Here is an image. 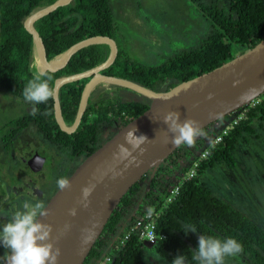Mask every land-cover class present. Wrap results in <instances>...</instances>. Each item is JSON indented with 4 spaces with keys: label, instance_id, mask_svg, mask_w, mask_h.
I'll list each match as a JSON object with an SVG mask.
<instances>
[{
    "label": "trees",
    "instance_id": "1",
    "mask_svg": "<svg viewBox=\"0 0 264 264\" xmlns=\"http://www.w3.org/2000/svg\"><path fill=\"white\" fill-rule=\"evenodd\" d=\"M56 1L0 0V87L22 100V91L35 73L51 76L49 83L54 88L59 77L89 71L104 63L111 52L108 43L105 44L109 48L104 46V42H96L79 50L66 70L59 73L42 71L33 35L26 29L24 22L35 11ZM191 1L210 22L211 28L206 36L157 65L132 60L120 46L115 62L103 72L130 79L151 89L167 90L222 65L264 39V0ZM34 27L43 38L51 61L58 60L69 47L84 37H115L116 32L110 0H73L69 5L59 6L37 20ZM89 78L73 80L60 87L62 114L69 125L76 117ZM101 97L90 98L79 128L73 134L61 130L57 123L54 99L46 104L35 105L38 109L35 114H32L34 105L28 103L31 111L11 120L2 129V145L12 151L21 130L32 125L44 139L71 160L86 157L110 139L120 127L147 110L151 102L146 96L142 100L124 97L111 100L103 94ZM255 101L256 104L249 103L232 113L234 116L245 113L246 117L212 147L208 156L199 162L191 178L182 179L180 192L172 202H166V197L175 180L173 176L186 174L198 161L191 148L181 146L169 155L152 177L147 192V183L141 185L140 182L146 181L148 176L130 188L111 215L84 264H101L98 259L103 258L104 253L112 257L109 264H144L146 247L152 248L169 264L177 256H185L186 264H198L192 260V255L198 248L201 234L222 240L232 237L243 245V252L235 257H226L225 264H264V223L253 220L239 206L224 200L204 179V174L211 167L235 166L234 151L238 145L249 143L252 137H260L257 128L264 127V94ZM228 116L220 121L221 127L230 121ZM203 146H206V142H203ZM182 155H186V165L178 173L180 163L175 161L171 165L167 159H174V156L177 159ZM75 168L59 172L56 180L61 176L68 178ZM139 198H143L142 204L146 202L150 210L160 212L156 220V233L159 236L164 234L166 238L148 244L135 233L124 245L112 244V235L120 232V223L131 216ZM144 210L140 208L139 212ZM189 224L195 225L197 232L185 235L184 229Z\"/></svg>",
    "mask_w": 264,
    "mask_h": 264
},
{
    "label": "water",
    "instance_id": "2",
    "mask_svg": "<svg viewBox=\"0 0 264 264\" xmlns=\"http://www.w3.org/2000/svg\"><path fill=\"white\" fill-rule=\"evenodd\" d=\"M72 1L57 0L35 11L24 22L26 29L33 35L42 71L59 73L66 70L75 54L90 44L104 42L112 47L104 63L93 67L90 71L64 75L55 81L54 110L61 130L67 134L77 131L92 91L99 84L133 90L148 97L151 102L149 108L141 115L120 127L102 146L84 157L68 177L71 187L62 191L57 189L46 203L50 215L39 219L52 226L51 242L61 250L58 264H84L122 197L144 176H148L145 190L147 192L158 168L178 148L171 143L173 133L168 131V126L163 122L168 112H178L181 123L186 119L197 121L204 133L208 134L210 131L222 128L220 121L223 118L236 113L241 107L264 94V39L222 65L167 90L151 89L130 79L104 73L103 71L115 62L120 50L118 41L111 36L84 37L69 47L58 60L51 61L44 40L34 27V23L59 6H67ZM87 76L90 79L84 86L76 117L73 123L68 125L62 114L60 87ZM168 95L171 99L159 98ZM210 114H214L212 118ZM134 128L136 136L143 135L149 141L141 145L145 149L142 154L139 149L132 153L136 160L130 163L131 157L124 160L117 158V145L125 143V133ZM208 136L210 139L207 143H210L215 135ZM206 137L205 135L198 139ZM125 146L130 147L126 144ZM45 161L46 157L36 152L27 160V164L32 171L39 172L43 169ZM140 184L144 185V181ZM89 185H95V188L89 197L88 207L85 208L80 203L81 190ZM142 200L143 198L138 200L131 216L128 217L129 221L137 216ZM72 208L77 210L76 216L69 215V210ZM65 225H68L66 230ZM123 228L124 225L121 229ZM84 229L89 231L85 232ZM86 238L87 242H85Z\"/></svg>",
    "mask_w": 264,
    "mask_h": 264
},
{
    "label": "rangeland",
    "instance_id": "3",
    "mask_svg": "<svg viewBox=\"0 0 264 264\" xmlns=\"http://www.w3.org/2000/svg\"><path fill=\"white\" fill-rule=\"evenodd\" d=\"M110 3L116 25L114 38L132 60L144 64L163 63L168 56L193 46L211 28L210 22L191 0H110ZM104 46L109 48L107 44ZM105 87L100 85L95 88L91 98L101 97L100 89ZM110 87L109 94L103 93L108 99L120 97L110 93L112 89L126 99H144L133 90ZM30 111L28 103L0 87V230L23 201H42L46 204L57 189L56 175L73 165V161L44 139L34 126L20 134L12 152L3 147L2 129L11 120ZM233 117L234 114H230L227 119L232 120ZM258 131L261 132L259 138L252 137L249 143L238 145L234 151L235 166L211 167L204 174V179L212 183V188L216 187L215 193L224 200L239 206L253 220L264 223V129L259 128ZM36 151L46 157L39 172L32 171L26 162ZM184 164L177 167L179 172ZM173 178L179 181L182 176ZM213 180L216 182L214 187ZM7 251L0 243V264ZM144 262L169 264L147 247Z\"/></svg>",
    "mask_w": 264,
    "mask_h": 264
},
{
    "label": "clouds",
    "instance_id": "4",
    "mask_svg": "<svg viewBox=\"0 0 264 264\" xmlns=\"http://www.w3.org/2000/svg\"><path fill=\"white\" fill-rule=\"evenodd\" d=\"M51 79V76L35 73L33 78L25 85L22 96L26 103L34 105L32 114L38 111L35 105L46 104L50 99H54L55 89L49 83ZM159 98L167 100L171 99V96ZM213 115L210 114V118ZM163 122L168 126V131L173 133L171 143L175 147L184 145L193 147L198 137L206 135L197 121L186 119L181 123L178 112H168L164 116ZM135 131V128L127 131L124 136L125 143L117 145L118 152L116 155L118 159L124 160L131 157L130 163H132L136 160L132 156L133 152L139 149L142 154L145 151L141 145L149 140L143 135L136 136ZM125 144L130 147H126ZM55 183L60 191L71 187L70 180L65 176L59 177ZM94 188L95 185H89L81 190L80 203L85 208L88 207L89 197ZM49 215L50 212L42 201L30 202L25 200L20 208L12 212L11 218L0 230V243L8 250L3 256L5 264H58L61 250L51 242L52 226L39 219L40 217L46 218ZM69 215L76 216L77 210L75 208L70 209ZM131 221L126 218L120 223V226L122 227L124 222L129 224ZM67 228L68 225H65V230ZM83 231L88 232L89 230L84 229ZM122 232L120 228L118 234L121 235ZM188 232H197L196 226L187 225L184 229L185 235ZM85 242H87V238ZM243 250V245L235 238L228 237L222 240L201 234L198 240V248L194 251L192 260L198 262V264H225L226 257H235L241 254ZM172 264H186L185 256H177Z\"/></svg>",
    "mask_w": 264,
    "mask_h": 264
},
{
    "label": "built area",
    "instance_id": "5",
    "mask_svg": "<svg viewBox=\"0 0 264 264\" xmlns=\"http://www.w3.org/2000/svg\"><path fill=\"white\" fill-rule=\"evenodd\" d=\"M250 103L253 105L256 104L255 99ZM245 117V113H239L238 115H235L232 120L228 121L227 125L222 127L217 132V134L213 138H211L210 143H207L208 139H210L207 138V135L206 138H202L203 142H206V146H203L201 153L198 155V161L194 163L188 173L182 174V178L179 181L176 180L173 182V185L169 188V194L166 197V202H172L177 197L180 192L182 179L185 180L191 178L195 174V169L197 168L199 162L208 156L209 152L212 150V147L221 142L224 136L229 134L231 129ZM203 142L201 143L203 144ZM179 163L181 164L184 162L182 160ZM159 214L160 212H154L148 208L142 212H138L133 222L124 224L125 228L121 229V231H123L122 233H120L121 235H119L118 233L116 235H112V244L115 243L117 246L124 245L125 242L130 238V236L135 233H137L139 237L145 240L148 244H155L158 242V240L165 239L166 235L162 234L161 236H159L156 233V220ZM111 261L112 257L104 253L103 258H101L98 262H100L101 264H109Z\"/></svg>",
    "mask_w": 264,
    "mask_h": 264
},
{
    "label": "flooded vegetation",
    "instance_id": "6",
    "mask_svg": "<svg viewBox=\"0 0 264 264\" xmlns=\"http://www.w3.org/2000/svg\"><path fill=\"white\" fill-rule=\"evenodd\" d=\"M91 70V69H90ZM89 70V71H90ZM87 72V71H86ZM82 78H84V77H82ZM81 79V78H80ZM90 79V78H89ZM89 81V80H88ZM100 85H102V84H99V85H96L95 87H94V89H93V91H92V94L94 93V90H95V88H98ZM106 87L105 88H101L100 89V94H103L104 92H107V94H109V89L111 88L110 86L111 85H105ZM110 93H113V94H115L116 96H120V97H124L121 93L119 94V93H117L115 90H110ZM92 94H91V96H92ZM106 94V95H107ZM140 95V94H139ZM91 96H90V98H91ZM69 125V124H68ZM31 127H33L32 125H30ZM30 126H27V127H25L23 130H21V132H20V134L23 132H26V130L30 127ZM258 130H259V128H257ZM262 129H264V128H262ZM219 131V129H217V130H215L214 132H208V134H206L207 136L208 135H216L217 134V132ZM261 133V132H260ZM20 136V135H19ZM209 138H210V136H208ZM201 142H203V139L201 138V139H196V142H195V146H193V147H189V146H187V145H184L185 147H188V148H191L192 149V151H194L195 152V156H198L200 153H201V151H202V149H203V144L201 143ZM50 144H52V143H50ZM53 145V144H52ZM13 151V150H12ZM11 151V152H12ZM36 152H38V151H36ZM35 152V153H36ZM34 153V154H35ZM33 154V155H34ZM184 154V153H183ZM32 155V156H33ZM31 156V157H32ZM30 157V158H31ZM185 157H186V155H182L180 158H177L176 159V157L174 156V159H173V157H171L170 159H167V163L168 164H171V165H174L173 163H175V161H178V162H181L182 160H184L185 161ZM29 158V159H30ZM84 159V156H81V157H79L78 159H74V160H71V161H73V165L71 166V167H67L68 169L69 168H72V167H76L77 168V166L80 164L79 163V161L81 162L82 160ZM28 160V159H27ZM27 160H26V162H27ZM46 162V161H45ZM79 163V164H78ZM66 170V169H65ZM210 186H211V188H212V183L210 182V183H208ZM216 185V182L213 180V187ZM213 189V191L216 189V187H214V188H212ZM57 190V189H56ZM55 193V192H54ZM52 197V196H51ZM49 201V200H48Z\"/></svg>",
    "mask_w": 264,
    "mask_h": 264
},
{
    "label": "crops",
    "instance_id": "7",
    "mask_svg": "<svg viewBox=\"0 0 264 264\" xmlns=\"http://www.w3.org/2000/svg\"><path fill=\"white\" fill-rule=\"evenodd\" d=\"M139 199H140V198H139ZM139 199H138V200H139ZM140 208L147 209V208H148L147 203L144 202V203L139 207V210H140Z\"/></svg>",
    "mask_w": 264,
    "mask_h": 264
}]
</instances>
